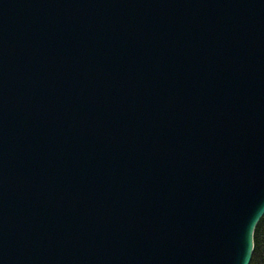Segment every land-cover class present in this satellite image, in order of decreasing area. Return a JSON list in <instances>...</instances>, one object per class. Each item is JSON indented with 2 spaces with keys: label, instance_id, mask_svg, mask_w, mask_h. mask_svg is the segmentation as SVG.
I'll return each mask as SVG.
<instances>
[{
  "label": "water",
  "instance_id": "1",
  "mask_svg": "<svg viewBox=\"0 0 264 264\" xmlns=\"http://www.w3.org/2000/svg\"><path fill=\"white\" fill-rule=\"evenodd\" d=\"M264 215V0H0V264H250Z\"/></svg>",
  "mask_w": 264,
  "mask_h": 264
},
{
  "label": "trees",
  "instance_id": "2",
  "mask_svg": "<svg viewBox=\"0 0 264 264\" xmlns=\"http://www.w3.org/2000/svg\"><path fill=\"white\" fill-rule=\"evenodd\" d=\"M250 264H264V215L255 227Z\"/></svg>",
  "mask_w": 264,
  "mask_h": 264
}]
</instances>
